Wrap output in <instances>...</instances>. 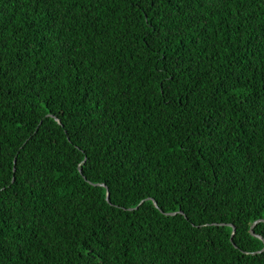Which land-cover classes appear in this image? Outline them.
Returning a JSON list of instances; mask_svg holds the SVG:
<instances>
[{
	"label": "trees",
	"instance_id": "1",
	"mask_svg": "<svg viewBox=\"0 0 264 264\" xmlns=\"http://www.w3.org/2000/svg\"><path fill=\"white\" fill-rule=\"evenodd\" d=\"M136 2L0 0V264H264V0Z\"/></svg>",
	"mask_w": 264,
	"mask_h": 264
},
{
	"label": "snow or ice",
	"instance_id": "2",
	"mask_svg": "<svg viewBox=\"0 0 264 264\" xmlns=\"http://www.w3.org/2000/svg\"><path fill=\"white\" fill-rule=\"evenodd\" d=\"M164 0H137L135 6L140 9H144V14L146 19L149 21L147 25V35L145 36L144 43L148 45V47L154 53H158L164 50L165 43H171L169 40V36L172 35L169 29L170 18L165 19L160 14L161 6L163 5ZM147 5V7H145ZM159 45V48L156 47ZM2 47V45H0ZM0 61H2V57H0ZM16 69L13 67L12 72H15ZM192 71L191 66L188 65L187 61L183 60H175L169 61L164 59L163 62L157 69H153V72L156 76L160 74H164V80L161 82L163 85L162 91L164 92L166 100L169 97V85H172L175 88L181 87L184 83L187 82V78ZM9 70H6L3 67L2 62H0V75H10ZM191 95H195V90L192 91ZM174 99V98H173ZM184 102L187 104L191 103V99L189 97H184ZM51 118V117H50ZM219 175L217 176V180H219ZM7 189H0V194ZM147 201H141V204L137 207H142ZM156 204L159 205V201H156ZM219 211V209H216ZM238 231V230H237ZM83 255V253H81ZM93 259H95V252L93 251Z\"/></svg>",
	"mask_w": 264,
	"mask_h": 264
},
{
	"label": "water",
	"instance_id": "3",
	"mask_svg": "<svg viewBox=\"0 0 264 264\" xmlns=\"http://www.w3.org/2000/svg\"><path fill=\"white\" fill-rule=\"evenodd\" d=\"M51 117H53V118H55L56 120H58L55 116H52V115H51ZM110 198H111V194L109 193V194H108V201H110ZM155 204H156V203H155ZM156 206L158 207L157 204H156ZM181 214L183 215L184 213L182 212ZM169 215H170V216H175V215H177V214L173 213V214H169ZM263 222H264V220H260V221L256 222V223L254 224V226L252 227V234H253L255 237H258V238H260V239H262V240H264V238L256 233L255 228H256V226H257L258 224L263 223ZM231 226L234 228V234H233V241H234V238H235L236 233H237V228H236L234 225H231Z\"/></svg>",
	"mask_w": 264,
	"mask_h": 264
}]
</instances>
